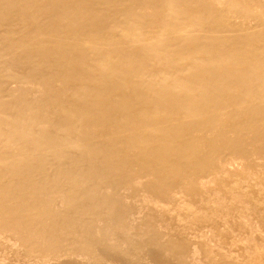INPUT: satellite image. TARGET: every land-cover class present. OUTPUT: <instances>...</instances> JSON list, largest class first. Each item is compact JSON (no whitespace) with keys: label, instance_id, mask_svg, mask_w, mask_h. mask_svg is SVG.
Returning a JSON list of instances; mask_svg holds the SVG:
<instances>
[{"label":"bare ground","instance_id":"6f19581e","mask_svg":"<svg viewBox=\"0 0 264 264\" xmlns=\"http://www.w3.org/2000/svg\"><path fill=\"white\" fill-rule=\"evenodd\" d=\"M0 264H264V0H0Z\"/></svg>","mask_w":264,"mask_h":264}]
</instances>
